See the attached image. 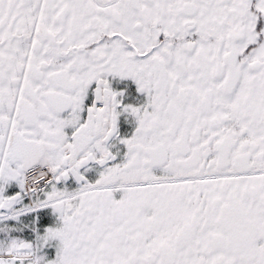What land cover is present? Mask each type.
Segmentation results:
<instances>
[{
    "label": "snow or ice",
    "instance_id": "6c2138e0",
    "mask_svg": "<svg viewBox=\"0 0 264 264\" xmlns=\"http://www.w3.org/2000/svg\"><path fill=\"white\" fill-rule=\"evenodd\" d=\"M0 264H264V0H0Z\"/></svg>",
    "mask_w": 264,
    "mask_h": 264
}]
</instances>
